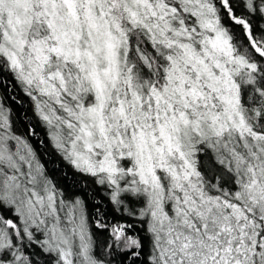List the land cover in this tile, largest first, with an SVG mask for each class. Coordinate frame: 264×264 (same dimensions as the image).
<instances>
[{
  "label": "snow or ice",
  "instance_id": "6c2138e0",
  "mask_svg": "<svg viewBox=\"0 0 264 264\" xmlns=\"http://www.w3.org/2000/svg\"><path fill=\"white\" fill-rule=\"evenodd\" d=\"M0 264H264V0H0Z\"/></svg>",
  "mask_w": 264,
  "mask_h": 264
}]
</instances>
